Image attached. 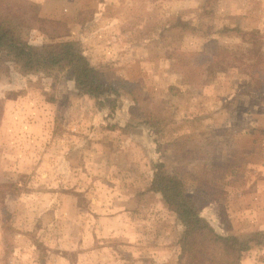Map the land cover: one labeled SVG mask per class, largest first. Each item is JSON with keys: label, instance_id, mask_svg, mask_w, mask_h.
I'll use <instances>...</instances> for the list:
<instances>
[{"label": "rangeland", "instance_id": "obj_1", "mask_svg": "<svg viewBox=\"0 0 264 264\" xmlns=\"http://www.w3.org/2000/svg\"><path fill=\"white\" fill-rule=\"evenodd\" d=\"M0 15L29 44L74 41L120 92L98 107L61 70L0 64V264H178L161 197L147 194L146 213L125 201L155 162L202 198L216 233L264 231V95L251 79L264 0H0ZM241 264H264V248Z\"/></svg>", "mask_w": 264, "mask_h": 264}, {"label": "trees", "instance_id": "obj_2", "mask_svg": "<svg viewBox=\"0 0 264 264\" xmlns=\"http://www.w3.org/2000/svg\"><path fill=\"white\" fill-rule=\"evenodd\" d=\"M237 28L236 31L246 33L239 26ZM195 31L191 28L190 33ZM250 32L256 33V30ZM5 63H11L23 76L61 70L75 88L94 100L98 107L103 106V97L120 96L115 83L104 79L78 50L74 41L29 44L20 37L10 19L0 15V64ZM257 63L255 66L258 69L252 73L251 79L255 78L261 86L256 92L264 95V72L260 69L264 66V58L257 57ZM168 89L172 91L173 87L169 86ZM147 190L158 194L167 210L174 215L178 226V264H241L246 253L264 248V231L253 232L245 237L216 233L201 215L204 206L203 202L200 203L202 198L188 194L182 179L177 174L168 173L161 162L152 165Z\"/></svg>", "mask_w": 264, "mask_h": 264}, {"label": "crops", "instance_id": "obj_3", "mask_svg": "<svg viewBox=\"0 0 264 264\" xmlns=\"http://www.w3.org/2000/svg\"><path fill=\"white\" fill-rule=\"evenodd\" d=\"M147 194H154V193H152V192H149L147 189L146 190H144V191H142L141 193H140V195L141 196H135V197H133V198H128V199H126L125 201H126V203H128L129 202V200H131V202L133 203V205H135V203L138 205V208H139V211L140 212H142V213H146L147 212V210H148V207L149 206H151V204L150 203H148L147 202V198H148V195ZM154 195H156L157 196V198H160L159 197V195L158 194H154ZM148 203V204H147ZM165 206V205H164ZM152 210V209H151ZM166 210H167V208H166ZM173 215V214H172ZM136 219V218H135ZM173 220H174V223H176L175 222V219H174V215H173ZM133 224V223H132ZM134 225V224H133ZM131 232L134 234V237L137 235V232H135V230H134V228H133V231H132V229H131ZM130 232V233H131ZM123 233V232H122ZM121 233V234H122ZM130 233H128V234H130Z\"/></svg>", "mask_w": 264, "mask_h": 264}]
</instances>
